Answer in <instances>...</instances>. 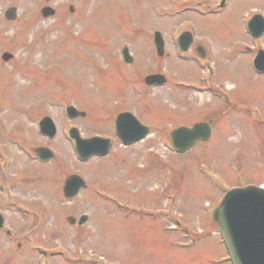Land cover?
Listing matches in <instances>:
<instances>
[{
    "label": "rangeland",
    "instance_id": "1",
    "mask_svg": "<svg viewBox=\"0 0 264 264\" xmlns=\"http://www.w3.org/2000/svg\"><path fill=\"white\" fill-rule=\"evenodd\" d=\"M95 4L94 0H51L49 3L0 0V54L8 51L14 55V60L0 61V118L19 121L20 117L37 115L40 111L68 127L75 120L64 115L65 105L80 108L88 102L86 94H90H84L80 88L75 91L74 87L83 85L90 91L93 84L98 92H91L101 101L97 110L104 117L124 109L134 111L142 123L153 128V123L163 126L183 123L187 116H179L180 109L173 108L177 104V86L179 83L197 84L201 72L194 62L180 61L174 54V58L159 59L148 33L151 27L161 26L156 29L170 37L182 20L192 25L190 31L196 43L201 41L208 56L215 61L213 82L220 84L222 91L228 94L229 105L220 107L219 115L222 116L211 139L185 154H173L168 139L161 141L162 146L150 138L138 148L128 149L131 158L126 159L127 169L132 174L146 173L140 191L133 189L127 180H111L116 174L111 167L90 162L82 167L84 179L89 184L88 190L81 193L82 204L67 201L64 206L59 204L63 199L57 171H48L40 180L36 177L37 193L29 203L33 210L44 211V218L50 222L44 232H35V242L41 246L64 247L59 258L55 253L49 256L52 264H229L218 228L211 221V210L219 202L224 187L229 189L264 180V152L261 155L264 123L259 121V124L252 115L256 109L261 117L264 116V75H256L250 57L241 52L242 46L251 43L245 31V20L254 10L264 15V0H228L222 8L216 6V0H184L179 2V8L173 6L172 0H99L93 11L90 5ZM45 5L56 10L54 16H41V8ZM69 5L74 7L76 14L73 16ZM10 6L17 8V16L9 21L4 18V11ZM66 18L71 21L64 23L69 26L67 33L59 29ZM150 30L152 34L155 29ZM124 42L130 51L133 50L135 68L122 65L115 56ZM168 42L173 51L171 41ZM119 53L118 50L121 61ZM153 66L168 72L169 84L161 90H145L140 84L142 73ZM90 69L92 72L87 71ZM104 82L107 87L103 86ZM200 97L190 102L204 108L208 97ZM187 101L184 99V105ZM16 120H9V123ZM89 125L97 127L100 123ZM29 126H35V122H30ZM14 131V136L25 137V140L27 133L31 136L22 122L15 125ZM148 147H155L156 155L141 166L140 159L132 157H138ZM157 147L161 157L166 158H158ZM11 148L19 153L15 145ZM51 148L55 153L60 152L66 162L80 166L72 158L64 133ZM112 154L116 159H124L125 152L121 150V155L114 150ZM148 155L146 153L145 157ZM1 160L0 157V164ZM14 160L15 185L21 183L17 176L22 180L21 174L26 172L18 167L17 158ZM53 163H59V159L55 158ZM58 166L61 167L60 163ZM27 169L29 175L32 169L38 172L35 164L28 165ZM208 173L212 177H208ZM1 176L0 183H5ZM12 177L10 172L7 180ZM17 187H13L15 196L25 198ZM97 192L116 197L122 206L109 203ZM46 198L53 205L47 212L44 210ZM63 214L67 219L73 216L77 220L81 214H87L88 218L81 225L77 222L71 225ZM175 221L179 226L172 230L170 226ZM45 232H49L47 238ZM50 232H57L64 238L61 236L60 242L52 241L60 238ZM4 248L0 239V249ZM0 256V264H6ZM33 258L24 259L23 263L16 259L18 262L11 264H30ZM74 258L86 260L74 261Z\"/></svg>",
    "mask_w": 264,
    "mask_h": 264
},
{
    "label": "water",
    "instance_id": "2",
    "mask_svg": "<svg viewBox=\"0 0 264 264\" xmlns=\"http://www.w3.org/2000/svg\"><path fill=\"white\" fill-rule=\"evenodd\" d=\"M9 12L13 13L14 9ZM46 13H52V10H46ZM255 19L258 23L255 34L259 35L264 30V22L260 16ZM73 111L68 109L72 116ZM208 133L203 124H197L192 129L180 128L171 134V144L177 151L183 152L197 140H206ZM76 141L78 145H84L81 150L84 157L93 153L103 154L109 147L97 150L100 148L96 146L97 140L80 141L76 138ZM42 157L46 159L49 155L45 153ZM81 185L80 179L67 180V196H73ZM213 216L236 264H264V190L251 186L232 189L214 210Z\"/></svg>",
    "mask_w": 264,
    "mask_h": 264
},
{
    "label": "flooded vegetation",
    "instance_id": "3",
    "mask_svg": "<svg viewBox=\"0 0 264 264\" xmlns=\"http://www.w3.org/2000/svg\"><path fill=\"white\" fill-rule=\"evenodd\" d=\"M262 119H263V121H264V116L262 117ZM204 121H211V123H212V121L213 120H211V118L210 117H208V115H207V117L206 118H204L203 119ZM256 122H258L259 123V121L258 120H256ZM192 123H194V122H191V123H189L190 125L192 124ZM264 123V122H263ZM262 123V124H263ZM260 124V123H259ZM258 124V125H259ZM264 126V125H263ZM262 150H261V155L263 154V152H264V140H263V143H262ZM259 161H260V163H262L263 161H262V159L261 158H259ZM256 172V171H255ZM264 180H261L260 182H263ZM264 183V182H263Z\"/></svg>",
    "mask_w": 264,
    "mask_h": 264
}]
</instances>
